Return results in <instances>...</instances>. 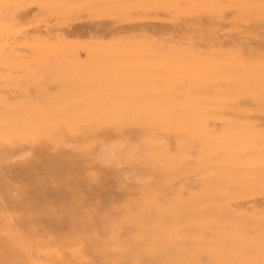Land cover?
Instances as JSON below:
<instances>
[{
    "label": "rangeland",
    "instance_id": "rangeland-1",
    "mask_svg": "<svg viewBox=\"0 0 264 264\" xmlns=\"http://www.w3.org/2000/svg\"><path fill=\"white\" fill-rule=\"evenodd\" d=\"M66 9L68 163L0 182V264H264V0Z\"/></svg>",
    "mask_w": 264,
    "mask_h": 264
},
{
    "label": "bare ground",
    "instance_id": "bare-ground-1",
    "mask_svg": "<svg viewBox=\"0 0 264 264\" xmlns=\"http://www.w3.org/2000/svg\"><path fill=\"white\" fill-rule=\"evenodd\" d=\"M78 1L0 0V182L44 184L42 178L48 179L68 161L61 43L66 35L63 24L71 15L66 14V7ZM17 26L25 30L13 35L11 28ZM40 33L55 40L58 48L49 43L18 44L32 42ZM21 53L27 55L26 62H20ZM36 53L41 56L33 58ZM20 157L23 159L17 160ZM39 192L55 193L44 186Z\"/></svg>",
    "mask_w": 264,
    "mask_h": 264
}]
</instances>
